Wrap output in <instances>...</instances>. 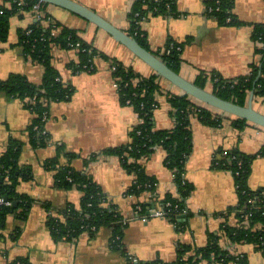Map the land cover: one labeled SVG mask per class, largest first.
<instances>
[{
    "label": "crops",
    "instance_id": "0c3cea01",
    "mask_svg": "<svg viewBox=\"0 0 264 264\" xmlns=\"http://www.w3.org/2000/svg\"><path fill=\"white\" fill-rule=\"evenodd\" d=\"M3 0H0V3ZM91 8L110 23L128 31L127 14L134 0H76ZM175 14L150 15L140 22L146 34L149 49L160 52L171 39L184 42L181 48L179 73L196 83L201 73L216 71L224 78L247 74L250 64L259 59L253 40V25L264 23V0H235L232 13L238 24H221L207 12L204 0H176ZM44 12L60 24L76 29L85 41L106 54L94 61L93 71H73L77 54L72 49L54 47L52 64L61 80L72 88L68 100L49 104L44 132L48 135L45 146L33 147L26 131L33 114L22 100L0 91V154L11 138L23 142L19 157L20 166H29L32 178L21 181L17 189L27 194L32 203L24 220L7 216L0 230V264L15 260L22 264H127L123 253L110 246V227H100L95 233L83 232L71 241L54 240L47 227L48 211L58 214L66 205H78L81 192L55 185L54 170L45 163L54 157L57 146L74 153L71 165L86 171L115 204L121 215L128 219L122 242L125 253L135 261L160 258L170 262L176 258L179 244L201 247L208 236L221 234L224 224L235 225L237 219L227 210L237 203L232 174L213 167L215 154L221 149L238 148L245 153L257 152L264 144V128L248 123L235 129L228 115L219 127L201 123L191 118L193 149L185 164V179L193 190L185 200L187 217L182 227H177L166 217L150 216L142 220L134 204L148 199L126 195L125 190L133 177L121 165L116 155L99 154L85 162L93 153L103 148L128 141V132L138 122L132 107L119 102L110 69V61L117 60L143 75L152 69L137 58L111 35L82 17L53 4L44 5ZM36 20V11L28 10L11 16L8 38L0 43V79L19 73L34 83H40L43 66L28 59L18 44V29L26 28ZM186 41V42H185ZM162 86L173 92L178 89L160 78ZM207 76L204 87L212 90ZM158 106L153 111L155 129L174 126L172 109L164 95L158 94ZM255 109L264 113V99L254 98ZM165 151L157 147L141 159L145 172L156 181L155 193L159 198L166 192H175L172 171L164 163ZM250 188L264 185V156H257L251 164L248 178ZM157 207V205H155ZM221 244L233 253L245 254L247 264H264V255L252 244H230L221 237ZM215 264H234L215 263Z\"/></svg>",
    "mask_w": 264,
    "mask_h": 264
},
{
    "label": "trees",
    "instance_id": "16d2710c",
    "mask_svg": "<svg viewBox=\"0 0 264 264\" xmlns=\"http://www.w3.org/2000/svg\"><path fill=\"white\" fill-rule=\"evenodd\" d=\"M37 2L39 1L3 0L0 3V43L8 38L11 16L34 10ZM234 2L235 0H204L206 8H212L207 12L221 24L239 23L232 13ZM46 4L40 2V14L32 24L18 29V44L25 56L43 66L41 82H31L19 73L0 79V91L22 100L33 114L26 128L33 147L45 146L49 141L47 133L44 132L49 104L52 101L68 100L72 93V88L61 80L58 70L52 64L53 48L74 50L78 60L76 63H70V68L77 72L93 71L96 58L109 59L106 54L81 38L76 29L60 24L44 12ZM175 6L176 0H134L127 14L128 34L149 49L147 36L140 29V22L150 15L175 14ZM252 38L263 45L255 48L259 59L250 64L247 74L224 78L216 71L201 73L196 84L204 87L209 76L213 93L241 105L246 103L250 91L254 93L253 98L264 99V23L253 25ZM183 44L184 42L170 39L165 47L155 54L178 72ZM111 66H114L111 71L119 102L132 107L138 122L129 130L126 143L103 148L93 153L85 162L94 160L99 154L116 155L123 168L133 177L125 194L135 197L149 195L148 199L134 204L137 216L147 215L150 208H160L166 211V218L180 228L184 226L188 214L185 200L193 190V185L184 176L185 164L193 149L191 118L195 116L205 125L219 127L227 117L221 111L204 105L189 95L164 88L160 83L161 77L154 72L143 75L117 60L110 61ZM158 94L164 95L171 106L175 123L170 129L154 128L153 111L158 106ZM229 119L235 129L241 130L247 125L245 119ZM22 147V141L11 138L0 154V197L11 202L10 205H2L0 208V230L9 215L24 220L32 203L27 194L17 189L21 181H27L33 176L29 166H20ZM157 147L165 151L164 163L172 171L175 185V192H166L161 198L155 193V179L145 172L141 162L142 158L151 155ZM218 153L219 155L214 156L213 167L228 170L233 176L237 203L228 209L227 213L233 212L237 223L233 226L224 224L221 234L210 233L204 246L179 244L173 261L156 258L142 262L129 258L122 242L123 231L127 225L123 223L124 217L86 171L76 169L70 164L74 153L66 151L62 145L57 146L56 155L47 160L45 166L54 170L55 185L64 189L76 187L80 190L81 197L78 205L68 202L58 214H52L50 206L45 205L48 211L46 223L50 234L54 240L71 241L83 232L93 234L100 227H110V246L125 255L127 264H247L246 255L233 253L224 247L221 237L230 244H252L264 255V185L253 189L248 184L251 164L257 156H264V144L254 153H245L238 148L221 149ZM22 263L19 259L9 264Z\"/></svg>",
    "mask_w": 264,
    "mask_h": 264
},
{
    "label": "water",
    "instance_id": "95a60500",
    "mask_svg": "<svg viewBox=\"0 0 264 264\" xmlns=\"http://www.w3.org/2000/svg\"><path fill=\"white\" fill-rule=\"evenodd\" d=\"M47 4H53L66 9L98 28L104 30L111 35L116 41L125 46L137 58L148 65L154 73L165 79L169 84L179 90V92L189 95L196 101L215 108L230 117H238L245 119L248 123H252L264 128V113L255 109L253 106V91H250L248 99L244 105L224 99L211 90L201 87L184 78L179 72L170 68L158 55L150 49L143 47L139 42L128 34L110 23L101 15L91 8L83 5L76 0H38Z\"/></svg>",
    "mask_w": 264,
    "mask_h": 264
},
{
    "label": "built area",
    "instance_id": "2783aa9c",
    "mask_svg": "<svg viewBox=\"0 0 264 264\" xmlns=\"http://www.w3.org/2000/svg\"><path fill=\"white\" fill-rule=\"evenodd\" d=\"M40 2L41 1H39V2H37L35 5H34V9L36 10V11H39V6H40ZM212 10V8H207V11H211ZM39 15V14H38ZM38 15H37V17H38ZM53 34L55 33V31H53L52 32ZM259 43V45H263L262 44V42H258ZM110 69L112 70V69H114V66H111L110 67ZM149 185V184H148ZM132 196V195H131ZM250 202H251V200H249ZM11 204V202H9V201H7L6 199H4L3 197H0V208H1V206L2 205H10ZM166 205L168 206L169 205V203H166ZM138 208V207H137ZM165 214H166V211H164V210H162V209H160V208H150V209H148V212H147V215H141V216H138V217H140L142 220H146L148 217H150V216H159V217H166L165 216ZM128 222V219H123V223H127ZM237 254V253H236ZM239 254V253H238ZM129 258L132 260V261H135V259L134 258H132L131 256H129ZM235 264V263H234Z\"/></svg>",
    "mask_w": 264,
    "mask_h": 264
},
{
    "label": "rangeland",
    "instance_id": "374dc122",
    "mask_svg": "<svg viewBox=\"0 0 264 264\" xmlns=\"http://www.w3.org/2000/svg\"><path fill=\"white\" fill-rule=\"evenodd\" d=\"M35 10V9H34ZM36 11V10H35ZM38 14H40V12L39 11H36V17H37V15ZM253 100H254V98H253ZM224 121V120H223ZM223 123V122H222ZM238 130V129H237Z\"/></svg>",
    "mask_w": 264,
    "mask_h": 264
}]
</instances>
